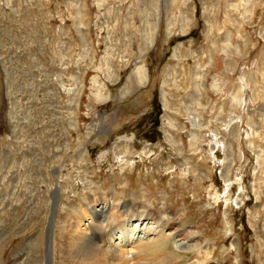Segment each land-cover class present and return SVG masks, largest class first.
<instances>
[{"label": "rangeland", "instance_id": "rangeland-1", "mask_svg": "<svg viewBox=\"0 0 264 264\" xmlns=\"http://www.w3.org/2000/svg\"><path fill=\"white\" fill-rule=\"evenodd\" d=\"M110 195L178 232L130 264H264V0H0V264Z\"/></svg>", "mask_w": 264, "mask_h": 264}, {"label": "bare ground", "instance_id": "bare-ground-1", "mask_svg": "<svg viewBox=\"0 0 264 264\" xmlns=\"http://www.w3.org/2000/svg\"><path fill=\"white\" fill-rule=\"evenodd\" d=\"M142 79H144V76ZM142 79L140 81H142ZM102 156L103 155H101L100 158ZM54 192H56L57 194L56 196L58 197L59 189L57 185L54 187ZM106 199L108 200L97 202L98 205L96 206L87 205L84 203L83 212L86 215H84V213L81 214L82 213L81 210L76 211L75 215L76 216L78 215V217H77V220L76 221L74 220V221L77 223V225L72 224L70 226V229L72 230L71 231L72 234L69 232L71 236L69 235V233H68V236H70L71 238L70 239L71 244L74 246V248H76L74 250L76 251V253L73 256V259L80 256V258H78L79 264H83L85 262H88V264H128L130 259L133 260V258H136V257L139 260L145 261L151 255H154L158 252H163L166 248L165 242L177 237L178 232L174 231L173 234L172 232L168 233L167 232L168 229L164 230V227L160 232L158 233L154 232V235H151L149 233L151 228H149L147 224L144 223V221L142 220L143 217H141L140 215L141 213L131 214L133 212L128 209V206L126 207L127 204L120 202V200L116 198L115 195L114 196L110 195L109 198L106 197ZM109 201L110 202L115 201V204H114L115 206L111 204L110 206H108ZM52 202H53V198H52ZM54 208L55 207L53 206V210L49 212V218L52 215V220L54 217ZM50 209H51V206H50ZM49 218H48V221H49ZM118 218H122V222L117 225L116 223H117ZM74 219H76V217ZM111 220L116 224L115 226L113 224L114 226L113 231L112 232L110 231V233L107 232L108 233L107 236H102L105 234L102 232L103 223L107 221H111ZM79 222H82L84 225L89 227L91 236L96 237V238L98 234L99 236H102L101 240H104L106 244H108L106 246L107 247L109 246V248L104 249V251H102L101 253H97L99 252V248H102V247H99L98 245L94 247V243L91 242L90 239H88L86 235H79L80 233H78V231L81 227V226L79 227L80 225ZM166 227L167 226H165V228ZM50 229H49V233L51 236ZM168 231H171V229ZM49 233L47 235V240H50ZM150 235L151 237H148ZM112 247L113 249L112 251H110V248ZM81 250H83L84 252H82ZM49 256H50V252H49V246H48V250H47L48 260H49ZM48 260L45 261V264L50 263V261ZM91 260H94V261L92 262ZM158 262H160V260ZM200 264H204V263L201 262Z\"/></svg>", "mask_w": 264, "mask_h": 264}, {"label": "water", "instance_id": "water-1", "mask_svg": "<svg viewBox=\"0 0 264 264\" xmlns=\"http://www.w3.org/2000/svg\"><path fill=\"white\" fill-rule=\"evenodd\" d=\"M52 197H53V202L51 203V209H50V211L53 210V206L56 207V205H57V196H56V192L53 193ZM55 204H56V205H55ZM54 209H55V208H54ZM51 221H52V215L50 216L49 221H48V223H49V229L51 228ZM46 249H48V243L46 244Z\"/></svg>", "mask_w": 264, "mask_h": 264}]
</instances>
